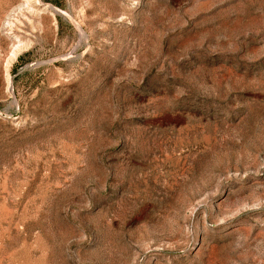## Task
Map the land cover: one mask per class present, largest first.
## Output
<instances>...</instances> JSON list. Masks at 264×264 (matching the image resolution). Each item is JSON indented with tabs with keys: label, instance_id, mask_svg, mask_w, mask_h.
<instances>
[{
	"label": "rangeland",
	"instance_id": "1",
	"mask_svg": "<svg viewBox=\"0 0 264 264\" xmlns=\"http://www.w3.org/2000/svg\"><path fill=\"white\" fill-rule=\"evenodd\" d=\"M0 264H264V0H0Z\"/></svg>",
	"mask_w": 264,
	"mask_h": 264
},
{
	"label": "bare ground",
	"instance_id": "2",
	"mask_svg": "<svg viewBox=\"0 0 264 264\" xmlns=\"http://www.w3.org/2000/svg\"><path fill=\"white\" fill-rule=\"evenodd\" d=\"M85 35V34H84Z\"/></svg>",
	"mask_w": 264,
	"mask_h": 264
}]
</instances>
